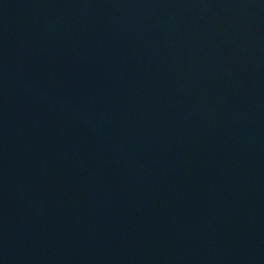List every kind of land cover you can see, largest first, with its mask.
Here are the masks:
<instances>
[{"label":"water","instance_id":"95a60500","mask_svg":"<svg viewBox=\"0 0 264 264\" xmlns=\"http://www.w3.org/2000/svg\"><path fill=\"white\" fill-rule=\"evenodd\" d=\"M0 264H264V0H0Z\"/></svg>","mask_w":264,"mask_h":264}]
</instances>
